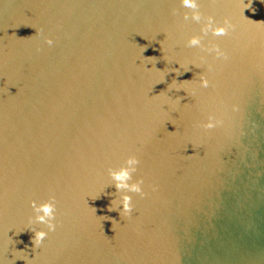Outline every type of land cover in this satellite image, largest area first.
<instances>
[{"label":"water","instance_id":"1","mask_svg":"<svg viewBox=\"0 0 264 264\" xmlns=\"http://www.w3.org/2000/svg\"><path fill=\"white\" fill-rule=\"evenodd\" d=\"M194 3L0 0V264H264V23ZM129 155L145 195L121 218L108 169ZM50 195L52 232L29 204Z\"/></svg>","mask_w":264,"mask_h":264},{"label":"clouds","instance_id":"2","mask_svg":"<svg viewBox=\"0 0 264 264\" xmlns=\"http://www.w3.org/2000/svg\"><path fill=\"white\" fill-rule=\"evenodd\" d=\"M242 7L241 9V17L244 20H248L252 23H264V21H253L251 19L245 18L242 15V9L244 8H250L251 0H249L248 4H244L243 0H241ZM182 5L186 8H196L197 5L194 3V0H182ZM250 10L255 13L254 8H250ZM175 11V10H173ZM185 20L189 19L187 15L184 17ZM191 19L195 22H199L201 19V14L199 12H194L191 16ZM209 21V25L214 22V19L212 16L207 17ZM223 23L227 25V28L223 26H218L212 30V34L215 36H226L229 34V30L234 29L235 25L231 23V21L228 18H225ZM205 29H202L204 31ZM24 39V38H21ZM44 42L48 44L49 46L52 45L53 41L47 37L44 38ZM200 43L198 37H191L189 39V45L190 46H196ZM213 50L216 53V57L227 59L226 54L219 48L218 45L214 44ZM143 51H145V48H143ZM148 60L154 59V57H148ZM181 67V66H180ZM208 71H211V66L207 67ZM171 71H174L177 76L183 75L184 72L190 71L188 68L184 67V71L181 72L179 69H172ZM199 80L201 83V86L203 88H207L209 86V80L205 77V75L200 74ZM187 82V81H184ZM176 81L173 80L172 83L168 87H172L175 85ZM181 97H177L176 101L179 102ZM220 124V121H215L211 123H207L203 125L205 129H213L217 127ZM172 134V133H170ZM140 164V160L136 155H129L127 158L124 159L123 163L120 167L116 169H108V175L111 177L113 183L106 186H112L115 188V193H119V199H112L110 201V204L108 206V211H118L119 216L121 218H127L131 215L133 211V204L131 203V196L127 193H136L139 194L141 197L145 195V193L142 190V184L143 179H136L133 180V174L137 171V166ZM105 187V188H106ZM104 192V190H103ZM102 192V193H103ZM107 195H113V193H109ZM99 196L94 197V199H98ZM30 207L32 208L33 212H39L40 215L36 217V221L42 225H45L47 227L48 232H52L56 228V224L53 222L55 220V213H56V199L54 195H50L47 200H45L42 203L37 204L36 201H30L29 202ZM92 211L95 212L96 209L92 208ZM113 221V220H112ZM31 218H29V224H31ZM34 235L30 238L31 244L33 246V250L36 248H39L43 242V240L47 236V232L43 230H35V229H29ZM17 253H23V251H17ZM15 259H22L26 261V264H29L28 258L26 255H17Z\"/></svg>","mask_w":264,"mask_h":264}]
</instances>
